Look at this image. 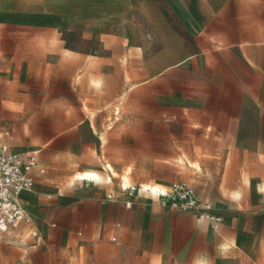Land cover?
<instances>
[{
  "label": "crops",
  "instance_id": "0c3cea01",
  "mask_svg": "<svg viewBox=\"0 0 264 264\" xmlns=\"http://www.w3.org/2000/svg\"><path fill=\"white\" fill-rule=\"evenodd\" d=\"M0 77V145L37 160L0 264H264V0H0ZM138 94L141 156L221 158L191 170L199 207L87 160L101 114Z\"/></svg>",
  "mask_w": 264,
  "mask_h": 264
},
{
  "label": "rangeland",
  "instance_id": "374dc122",
  "mask_svg": "<svg viewBox=\"0 0 264 264\" xmlns=\"http://www.w3.org/2000/svg\"><path fill=\"white\" fill-rule=\"evenodd\" d=\"M0 80H6V77H0ZM3 86H0L2 88ZM49 97L59 98L60 92L47 93ZM45 93L41 92L35 96V100L42 101ZM30 111L35 117H44L50 112L56 113V110L37 107ZM16 110L0 106V131H7L14 128V120L12 115ZM60 112V110H58ZM66 113L76 116V110L66 109ZM58 116L59 113H57ZM55 116V115H54ZM100 124L96 129L103 134L99 140L102 147V155L87 158L92 161V167L96 171H101L104 178L110 175L115 181L127 186L148 184V185H165L184 183L190 186L191 181H188L194 173L191 170H198L197 161L215 160L220 162L221 158H169L168 163L162 161L163 158L141 156V109L139 94L133 96V102L130 108L108 109L101 114ZM124 135L132 137L126 144L130 148H119L116 144L110 143ZM75 145L78 142H73ZM124 144V142H122ZM84 160L85 158H81ZM112 168V170L110 169ZM88 172V171H87ZM85 173V172H84ZM143 190L142 185H140Z\"/></svg>",
  "mask_w": 264,
  "mask_h": 264
},
{
  "label": "built area",
  "instance_id": "2783aa9c",
  "mask_svg": "<svg viewBox=\"0 0 264 264\" xmlns=\"http://www.w3.org/2000/svg\"><path fill=\"white\" fill-rule=\"evenodd\" d=\"M36 168L37 160L34 155L15 154L8 146L0 145V234L8 233L17 225H31V219L18 199L23 192L31 190ZM38 173L43 174V171L39 170ZM126 191L132 196L137 189L129 187ZM171 191L187 208L199 207L196 194L190 186L184 183L174 184ZM210 220L215 224L220 223L219 218ZM31 236L36 237V233L31 232Z\"/></svg>",
  "mask_w": 264,
  "mask_h": 264
},
{
  "label": "bare ground",
  "instance_id": "6f19581e",
  "mask_svg": "<svg viewBox=\"0 0 264 264\" xmlns=\"http://www.w3.org/2000/svg\"><path fill=\"white\" fill-rule=\"evenodd\" d=\"M78 177L82 180L92 181L96 184H99L102 180L100 175L94 171L85 172L81 175H78ZM142 187H143V190L148 191L152 195H158V196L164 197L167 194V191L165 189L158 187V186L142 185Z\"/></svg>",
  "mask_w": 264,
  "mask_h": 264
}]
</instances>
